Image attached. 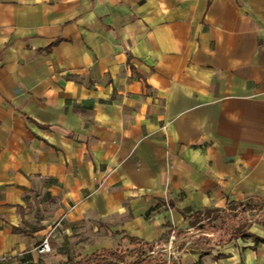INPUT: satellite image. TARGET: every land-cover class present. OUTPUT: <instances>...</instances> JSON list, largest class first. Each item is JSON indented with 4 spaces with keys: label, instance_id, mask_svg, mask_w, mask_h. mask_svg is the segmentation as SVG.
Wrapping results in <instances>:
<instances>
[{
    "label": "crops",
    "instance_id": "obj_1",
    "mask_svg": "<svg viewBox=\"0 0 264 264\" xmlns=\"http://www.w3.org/2000/svg\"><path fill=\"white\" fill-rule=\"evenodd\" d=\"M251 199L264 0H0V264L63 263L81 229L117 248L173 231L177 264H264L253 238L188 248L205 234L184 216Z\"/></svg>",
    "mask_w": 264,
    "mask_h": 264
},
{
    "label": "trees",
    "instance_id": "obj_2",
    "mask_svg": "<svg viewBox=\"0 0 264 264\" xmlns=\"http://www.w3.org/2000/svg\"><path fill=\"white\" fill-rule=\"evenodd\" d=\"M48 47L46 50H49ZM254 200V199H251ZM250 200V201H251ZM257 201V200H254ZM259 202L264 207V202ZM241 202H236L230 204L232 210L236 207V205H241ZM168 207H174L173 204L169 203ZM154 208L151 207L147 213V216L152 212ZM220 210L213 208H204L202 210H198L193 212L192 215L184 216V219L187 220L189 228L195 230H201L206 235L211 234L210 236H200L197 239L201 240V246L205 247L209 244V242L214 245H223V243L232 241L234 239L239 238H253L256 242H264L263 239L251 236L248 233V229L251 226V222H258L264 225V219H251V221L245 219L244 216L241 215L236 222L237 215H230L227 217L226 221H222L220 225L213 224V221L220 218L219 216ZM15 230V229H13ZM183 234V231H179L176 233V238H179ZM170 232L165 231L162 236L154 242H144L139 240L138 238H127L129 243L132 246L136 244L141 248L133 249L132 251H126L120 248H106L98 251L92 252L90 255H86L83 257L71 258L68 257L67 261L59 264H177L172 257H169L165 251L164 245L168 243ZM161 247L159 248L158 243ZM142 243L145 245V253L141 254L143 251ZM155 246L157 248H155ZM193 249V248H191ZM130 258H132L130 260ZM40 264V263H37ZM196 264H201V262H197Z\"/></svg>",
    "mask_w": 264,
    "mask_h": 264
},
{
    "label": "rangeland",
    "instance_id": "obj_3",
    "mask_svg": "<svg viewBox=\"0 0 264 264\" xmlns=\"http://www.w3.org/2000/svg\"><path fill=\"white\" fill-rule=\"evenodd\" d=\"M230 215L231 216L237 215L236 219H234V222H236L237 219L241 217V215L244 216L245 219L249 221H251V219H255V220L264 219V207L259 202L254 201V200L246 201L242 203L241 205H236L234 210H232L231 207L229 206L225 209L220 210V213H219L220 218L213 221V224L217 226L220 225V223L224 220L226 221L227 217H229ZM89 232H91V230L81 229V231H79L77 240H74L72 242H67L68 247L66 249L70 256L76 258L77 255L87 254L88 252L92 251L94 248H100V247H106V246H112V245H114L113 246L114 248H117L115 247L116 245L115 243L113 244V242H110V240L107 241L108 236H106L107 234L105 235V231L102 233L101 236H89ZM208 235L205 234L203 236H208ZM185 240L188 241V237H185V238L180 237V239L168 238V245L170 244V248L168 247V252L171 253L172 249H177L180 246V243L181 242L183 243ZM198 241L199 240L196 238L190 239L191 243L188 244L189 246L187 245L188 248L194 246V244L197 243ZM160 244H164V242L158 243L159 248L161 247ZM135 247L141 248L139 247L138 244H136L135 246H132L128 240H126L125 242H122L121 245L118 246V248L124 249L126 251H132L133 249H135ZM142 248H143V251L141 254H144L146 248L143 243H142ZM155 248L157 247L155 246ZM131 259L132 258H130V260ZM19 264H23V263L19 262Z\"/></svg>",
    "mask_w": 264,
    "mask_h": 264
},
{
    "label": "built area",
    "instance_id": "obj_4",
    "mask_svg": "<svg viewBox=\"0 0 264 264\" xmlns=\"http://www.w3.org/2000/svg\"><path fill=\"white\" fill-rule=\"evenodd\" d=\"M62 232H63V230H59V233L60 234H62ZM173 231L171 232V236H170V238L171 239H174V236H173ZM50 236V235H49ZM48 236V237H49ZM48 239L49 238H46V239H44L43 241H42V243H41V245H39L37 248H36V250H37V252L38 253H43V254H45V253H48V252H50V243H49V241H48Z\"/></svg>",
    "mask_w": 264,
    "mask_h": 264
}]
</instances>
